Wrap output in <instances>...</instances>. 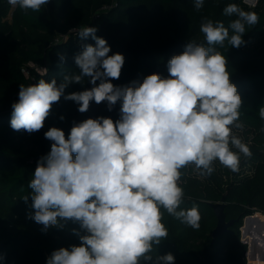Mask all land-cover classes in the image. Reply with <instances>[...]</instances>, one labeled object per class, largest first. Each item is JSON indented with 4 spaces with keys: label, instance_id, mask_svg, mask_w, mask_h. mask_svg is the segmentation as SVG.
I'll return each mask as SVG.
<instances>
[{
    "label": "clouds",
    "instance_id": "1",
    "mask_svg": "<svg viewBox=\"0 0 264 264\" xmlns=\"http://www.w3.org/2000/svg\"><path fill=\"white\" fill-rule=\"evenodd\" d=\"M8 2L27 13L40 12L50 0ZM203 6L204 0H194L197 11ZM223 15L235 19L225 26L205 18L200 25L204 43L187 42L183 52L168 60L166 77L153 73L142 82L114 85L124 55L110 54L107 40L96 35L98 29L84 26L78 38L91 37L95 43L82 44L74 56L79 74L64 75L59 82L20 84L10 118L17 132L41 131L61 98L75 102L80 113L93 101L106 102L108 111L120 104L116 120L98 116L73 121L67 135L55 126L44 132L50 151L37 161L28 183L31 194L22 197L25 202L31 197L29 218L42 231L63 228L69 220L79 224V230L72 229L79 244L52 251L46 264H175L172 253H153L169 235L165 214L193 230L200 227L198 206L181 207L183 170L192 168L206 178L219 163L238 173L242 158L252 156L238 134L244 129L242 97L231 81L228 58L216 46L245 45L247 29L258 25L260 16L237 3L227 4ZM85 78L90 88L66 94ZM258 115L264 120V106Z\"/></svg>",
    "mask_w": 264,
    "mask_h": 264
},
{
    "label": "trees",
    "instance_id": "2",
    "mask_svg": "<svg viewBox=\"0 0 264 264\" xmlns=\"http://www.w3.org/2000/svg\"><path fill=\"white\" fill-rule=\"evenodd\" d=\"M229 3L260 16L259 24L247 29L245 45L239 49L227 44L225 48L216 46L228 58L231 81L242 97L240 119L244 129L239 135L249 144L252 156L242 158L238 173L219 163L206 178L192 168L184 169L181 207L198 206L200 227L193 230L165 214L169 235L153 255L170 252L175 264H248V244L242 240L241 226L248 214L264 212V120L258 115L264 106V0H258L254 7L243 0H204L199 11L194 0H50L40 12L27 13L13 8L8 0H0V255L4 257L0 264H46L52 251L79 244L72 232L79 230L78 223L69 220L63 228L42 231L43 226L29 218L34 211L31 197L27 202L22 199L31 194L28 183L37 161L50 151L51 142L44 132L55 126L67 135L73 121L98 116L119 118V102L108 111L106 102L97 105L93 101L87 112L80 113L75 102L61 98L41 131H14L10 127L11 105L18 101L20 84L33 83L23 65L33 62L40 66L32 70L36 81L59 82L64 75L79 74L74 56L82 44L95 42L91 37L82 41L77 34L81 27H95L101 17L96 35L107 40L110 54L118 52L125 57L120 78L111 81L114 85L142 82L153 73L166 77L168 60L183 52L187 42L204 43L200 25L205 18L223 21L225 26L235 19L223 15ZM74 28L77 31H71ZM61 34L67 38H59ZM60 55L66 57L63 62ZM90 87L85 78L82 84L70 85L66 94ZM224 195L226 218L236 221L230 231L214 236L217 216L210 202L221 201Z\"/></svg>",
    "mask_w": 264,
    "mask_h": 264
},
{
    "label": "crops",
    "instance_id": "3",
    "mask_svg": "<svg viewBox=\"0 0 264 264\" xmlns=\"http://www.w3.org/2000/svg\"><path fill=\"white\" fill-rule=\"evenodd\" d=\"M255 223L260 227H255V235L252 236V241L248 244V263L264 264V224L257 219Z\"/></svg>",
    "mask_w": 264,
    "mask_h": 264
},
{
    "label": "built area",
    "instance_id": "4",
    "mask_svg": "<svg viewBox=\"0 0 264 264\" xmlns=\"http://www.w3.org/2000/svg\"><path fill=\"white\" fill-rule=\"evenodd\" d=\"M257 3H258V0H248L247 4H249L250 6H253V5L256 6ZM90 27H92V26H90ZM71 31H77V28H74ZM64 36L67 37L66 34H61L59 36V38L63 39ZM59 38H57V40ZM35 82H36V80H33V83H35ZM257 213H259V216H257ZM253 218H256L257 220H259V222L264 224V212L263 211H256L252 214H248L247 216H245L244 221H243V225L241 226V236H242L243 241L245 239L247 240V244H249L251 242V239L249 236L255 235L254 234L255 233V227L259 226L258 224L255 223L256 219H253ZM247 253H248V250H247ZM247 259H248V254H247Z\"/></svg>",
    "mask_w": 264,
    "mask_h": 264
},
{
    "label": "water",
    "instance_id": "5",
    "mask_svg": "<svg viewBox=\"0 0 264 264\" xmlns=\"http://www.w3.org/2000/svg\"><path fill=\"white\" fill-rule=\"evenodd\" d=\"M225 195L223 196L221 201L217 202H210L213 206L214 211L217 216V225L213 230V235L218 236L224 232L230 231V227L235 223L236 219H229L226 218L225 208L227 203L225 202ZM247 243V240H244Z\"/></svg>",
    "mask_w": 264,
    "mask_h": 264
},
{
    "label": "rangeland",
    "instance_id": "6",
    "mask_svg": "<svg viewBox=\"0 0 264 264\" xmlns=\"http://www.w3.org/2000/svg\"><path fill=\"white\" fill-rule=\"evenodd\" d=\"M14 8V7H13ZM11 14H12V8L11 10L9 11V14H8V18H11ZM101 23V17L98 18L96 21H95V24L94 26L95 27H98ZM67 37L64 36V40L66 39ZM33 69H41L40 66H38L36 63H31V62H27L23 65V70L26 72V74L28 75V77L30 78V80L33 82V80H36L35 76H33L32 74V70ZM37 82V81H36ZM35 82V83H36ZM240 133V131L238 130V134ZM251 241H252V236H249Z\"/></svg>",
    "mask_w": 264,
    "mask_h": 264
},
{
    "label": "bare ground",
    "instance_id": "7",
    "mask_svg": "<svg viewBox=\"0 0 264 264\" xmlns=\"http://www.w3.org/2000/svg\"><path fill=\"white\" fill-rule=\"evenodd\" d=\"M257 216H259V215H257ZM253 219H256V218H253Z\"/></svg>",
    "mask_w": 264,
    "mask_h": 264
}]
</instances>
